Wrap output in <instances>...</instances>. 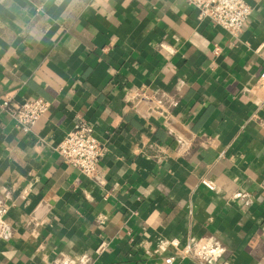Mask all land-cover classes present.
<instances>
[{"label": "crops", "instance_id": "0c3cea01", "mask_svg": "<svg viewBox=\"0 0 264 264\" xmlns=\"http://www.w3.org/2000/svg\"><path fill=\"white\" fill-rule=\"evenodd\" d=\"M243 1L232 37L186 0H0V104L49 103L27 135L0 107V264H264V0ZM81 123L94 178L54 151Z\"/></svg>", "mask_w": 264, "mask_h": 264}, {"label": "built area", "instance_id": "2783aa9c", "mask_svg": "<svg viewBox=\"0 0 264 264\" xmlns=\"http://www.w3.org/2000/svg\"><path fill=\"white\" fill-rule=\"evenodd\" d=\"M187 5L196 11L200 22H209L232 37H237L243 25L252 12L251 6L243 0H186ZM256 86L264 89V70L259 74ZM1 109L14 121L15 126L24 134H31L33 127L48 111L49 103L40 97L31 98L23 102H13L10 98L1 101ZM54 151L60 159L77 170L86 178H94L98 172V165L103 155V148L87 124H78L68 132L56 145ZM201 184L209 191L214 186L208 180H201ZM8 207L0 204V222L6 215ZM221 252L215 243L206 242L189 249V255L198 261L211 263ZM172 258L165 260L171 264Z\"/></svg>", "mask_w": 264, "mask_h": 264}, {"label": "water", "instance_id": "95a60500", "mask_svg": "<svg viewBox=\"0 0 264 264\" xmlns=\"http://www.w3.org/2000/svg\"><path fill=\"white\" fill-rule=\"evenodd\" d=\"M152 116H154L155 118H157V120L161 123L165 122L166 124H168L170 127H172L173 129H175L177 132H181L180 128L178 126H176L171 120H165L162 117H159L158 114H156V112L152 113Z\"/></svg>", "mask_w": 264, "mask_h": 264}]
</instances>
